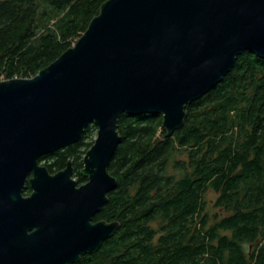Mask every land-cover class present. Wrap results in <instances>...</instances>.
<instances>
[{
	"label": "water",
	"instance_id": "95a60500",
	"mask_svg": "<svg viewBox=\"0 0 264 264\" xmlns=\"http://www.w3.org/2000/svg\"><path fill=\"white\" fill-rule=\"evenodd\" d=\"M245 52L264 59V0H108L55 62L1 81L0 264H77L98 252L120 228L93 219L117 188L121 115L159 114L172 136ZM90 125L85 184L71 161L56 174L40 163Z\"/></svg>",
	"mask_w": 264,
	"mask_h": 264
},
{
	"label": "trees",
	"instance_id": "16d2710c",
	"mask_svg": "<svg viewBox=\"0 0 264 264\" xmlns=\"http://www.w3.org/2000/svg\"><path fill=\"white\" fill-rule=\"evenodd\" d=\"M107 1L0 0V82L33 78L55 62ZM186 113L170 137L159 114L121 115L109 167L117 188L95 218L120 228L77 264H264V59L239 56ZM96 132L90 125L80 142L40 163L51 174L69 160L82 168ZM209 192L225 216L207 211Z\"/></svg>",
	"mask_w": 264,
	"mask_h": 264
},
{
	"label": "rangeland",
	"instance_id": "374dc122",
	"mask_svg": "<svg viewBox=\"0 0 264 264\" xmlns=\"http://www.w3.org/2000/svg\"><path fill=\"white\" fill-rule=\"evenodd\" d=\"M97 137V132L93 135V139L95 140ZM217 198V195L213 192H209L206 196V199L208 201V208L207 211L212 215L215 216L217 214L219 217L225 216V212L222 209L216 208L214 203ZM213 218V217H212Z\"/></svg>",
	"mask_w": 264,
	"mask_h": 264
},
{
	"label": "flooded vegetation",
	"instance_id": "af4514ba",
	"mask_svg": "<svg viewBox=\"0 0 264 264\" xmlns=\"http://www.w3.org/2000/svg\"><path fill=\"white\" fill-rule=\"evenodd\" d=\"M83 160H84V159H83ZM69 161L72 162V167H73V171H74L73 178L78 182L79 186L85 184V183L88 181V179L85 178V177L82 175V170H83V168H84V164H83V167H82V168H78V166L75 165L74 161H72V160H69ZM67 163H68V162H67ZM66 165H67V164H66ZM43 166H44V165H43ZM65 168H66V166H65L64 168H62L61 170L65 169ZM61 170H59V171H61ZM59 171H58V172H59ZM79 172H80V174H81V176H82V179L84 180L83 183H79V179H77L78 176H76V173H79ZM56 173H57V172H56ZM56 173H53V174H56ZM95 218H96V216L94 217L93 222H97V221L95 220Z\"/></svg>",
	"mask_w": 264,
	"mask_h": 264
}]
</instances>
